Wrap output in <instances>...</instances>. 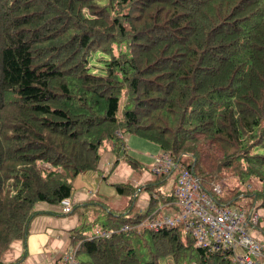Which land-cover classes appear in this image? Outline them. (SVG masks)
<instances>
[{
  "label": "trees",
  "instance_id": "trees-1",
  "mask_svg": "<svg viewBox=\"0 0 264 264\" xmlns=\"http://www.w3.org/2000/svg\"><path fill=\"white\" fill-rule=\"evenodd\" d=\"M126 134L154 142L207 190L228 174L245 183L219 201L262 204L264 0H0V264L22 260L1 252L25 238L36 203L66 200L72 178L96 170L104 151L110 168L121 160L152 177L111 183L98 223L110 233L73 229L75 264H159L191 248L195 264H236L180 225L140 224L160 201L175 207L174 185L161 188L174 170L155 173L127 153ZM254 226L264 243V226Z\"/></svg>",
  "mask_w": 264,
  "mask_h": 264
},
{
  "label": "built area",
  "instance_id": "built-area-1",
  "mask_svg": "<svg viewBox=\"0 0 264 264\" xmlns=\"http://www.w3.org/2000/svg\"><path fill=\"white\" fill-rule=\"evenodd\" d=\"M151 159V170L155 173L176 170L173 186L175 207L170 206L167 214L155 212L146 216L141 225L151 229L180 225L198 247L210 251L225 247L236 264H264V243L247 230L258 220L253 208L247 211L241 205L219 201L218 196L222 192L220 181L211 182L210 190H207L198 175L167 153L154 154ZM61 204L62 211L70 209L66 200ZM109 233V229H94V234L107 236ZM62 260V264H75L74 251L64 253Z\"/></svg>",
  "mask_w": 264,
  "mask_h": 264
},
{
  "label": "crops",
  "instance_id": "crops-1",
  "mask_svg": "<svg viewBox=\"0 0 264 264\" xmlns=\"http://www.w3.org/2000/svg\"><path fill=\"white\" fill-rule=\"evenodd\" d=\"M112 158V153L104 151L99 158L96 170H84L72 178L71 190L66 201L70 204L71 209L77 205L76 210L65 213L61 211V203L37 202L35 207L41 212L29 220L25 238L16 240L6 250V253H2L1 259L9 262L24 252L22 260L17 264H62L64 253L73 248L70 242L73 229L83 227L81 231L91 234L95 228L99 227L94 226L92 232L86 230L84 227L89 225L88 220L86 217L83 218L85 213L82 212V221H80L79 210L88 209L92 204L102 203L106 196L114 194L111 183L123 180L139 183L145 179H140L141 177L137 175V173H145V171H134L121 160L110 168ZM102 183L103 188H112L113 191L105 192L101 187ZM143 198L145 197L142 195L139 197L144 202ZM259 222L260 226H264V215ZM250 227L256 228L255 226ZM248 230L251 236L262 241V234L257 228ZM14 264L16 263L14 262Z\"/></svg>",
  "mask_w": 264,
  "mask_h": 264
},
{
  "label": "rangeland",
  "instance_id": "rangeland-1",
  "mask_svg": "<svg viewBox=\"0 0 264 264\" xmlns=\"http://www.w3.org/2000/svg\"><path fill=\"white\" fill-rule=\"evenodd\" d=\"M103 57H106L105 54H101ZM97 55L92 56L91 58V63H93V65H95L96 67H100L102 65V61L101 60H97L96 59ZM93 66V70H99V68ZM123 141L125 143L126 146V152L131 154L133 157L143 161V162H151V157L154 154H157L158 152H160L159 147L154 143L151 142L143 137H140L138 135L135 134H126L123 136ZM114 156V154H113ZM136 171V170H134ZM173 171V170H172ZM174 173H169L165 183L161 186V188L165 191H168L170 186L172 187L174 185L173 183V178L175 175L176 170L173 171ZM137 175H139L141 178H148V177H152V173H149L147 171H145V173H137ZM144 180V179H143ZM124 181V180H123ZM219 181L222 182V189L224 190L226 187L237 183L240 186H245V183H241L240 179L233 174H228V175H224L221 179H219ZM132 184H138V183H134L133 181H131ZM141 182V181H140ZM102 189L105 192H112L113 189L112 188H103V183L101 185ZM141 197V196H140ZM106 198V197H105ZM243 198V197H242ZM125 200V196L124 195H119L118 197L116 196L114 197H110L107 201V203L109 204V206H113V204H118L120 201H124ZM240 199H235L233 202H231L232 204H238ZM247 200V198H246ZM244 200V201H246ZM261 200V197H257V202H259ZM139 205H143L144 202L143 200H138ZM106 205L104 203H98L97 205H90V208L82 210H79V214H80V221H82V212H84L85 214H83V218H87L88 220V224L86 225L84 228L86 230H88L89 232H92L94 229V226H98V223H101L104 220V212H105V208H103V206ZM159 207V208H158ZM170 206H167L166 204L163 203V201L158 202L154 209L158 208V213L160 215L163 214H167L168 212H170V210H168ZM107 209V208H106ZM109 209V208H108ZM255 211L258 215V221L261 219V217L264 215V201L262 204L257 203L256 204V208ZM260 223V222H259ZM248 229H253L255 230L256 228L254 227H247ZM249 232V231H248ZM250 234V233H249ZM16 240H20V238H15L13 240H11V242L8 244V246L1 252V253H6V250L12 246V244L14 242H16ZM140 242H143L142 240ZM138 252L142 255L145 256V247L144 244L142 243L140 248L138 249ZM3 255V254H2ZM21 255L18 256V258ZM77 257L80 259H83L84 257V253L83 252H79V254L77 255ZM2 258V257H1ZM17 257L13 258L10 261L15 260ZM196 258V254H195V250L193 248H191L190 250H186L185 253H183L178 260H175L171 255H162L158 258V262L159 264H195Z\"/></svg>",
  "mask_w": 264,
  "mask_h": 264
},
{
  "label": "bare ground",
  "instance_id": "bare-ground-1",
  "mask_svg": "<svg viewBox=\"0 0 264 264\" xmlns=\"http://www.w3.org/2000/svg\"><path fill=\"white\" fill-rule=\"evenodd\" d=\"M149 228V227H148ZM164 228V227H163ZM161 230V229H160ZM249 231V230H248ZM215 252V251H214Z\"/></svg>",
  "mask_w": 264,
  "mask_h": 264
}]
</instances>
